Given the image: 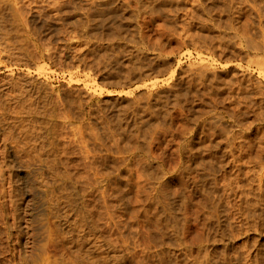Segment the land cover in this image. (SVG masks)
I'll return each mask as SVG.
<instances>
[{"label": "rangeland", "instance_id": "obj_1", "mask_svg": "<svg viewBox=\"0 0 264 264\" xmlns=\"http://www.w3.org/2000/svg\"><path fill=\"white\" fill-rule=\"evenodd\" d=\"M0 170V264H264V0H0Z\"/></svg>", "mask_w": 264, "mask_h": 264}, {"label": "bare ground", "instance_id": "obj_2", "mask_svg": "<svg viewBox=\"0 0 264 264\" xmlns=\"http://www.w3.org/2000/svg\"><path fill=\"white\" fill-rule=\"evenodd\" d=\"M53 1V0H52ZM217 1V0H216ZM198 2V1H197ZM210 2V1H209ZM246 3V2H245ZM227 4V3H226ZM56 5V4H55ZM161 5V4H160ZM241 5V4H240ZM244 7V6H243ZM28 8V7H27ZM53 8V7H52ZM57 8V7H56ZM18 9V8H17ZM16 9V11H18ZM22 9V8H21ZM151 9V8H150ZM208 9V8H207ZM257 9V8H256ZM165 10V9H164ZM151 11V10H150ZM166 11V10H165ZM253 11V10H252ZM19 12V11H18ZM117 13V12H116ZM207 13V12H206ZM19 15H21V14H19ZM53 15V14H52ZM14 16H16V15H14ZM13 16V17H14ZM59 16V15H58ZM174 16V15H173ZM256 16V15H255ZM12 17V16H11ZM17 17H18V14H17ZM249 17V16H248ZM21 18H22V16H21ZM24 18V17H23ZM228 20V19H227ZM2 22V21H1ZM24 22H25V20H24ZM22 24V23H21ZM74 25V24H73ZM27 26V25H26ZM86 26V25H85ZM104 27V26H103ZM227 27V26H226ZM76 29H78V28H76ZM97 29V28H96ZM235 30V29H234ZM92 31V30H91ZM95 31V30H94ZM118 32V31H117ZM4 33V32H3ZM164 33V32H163ZM187 33V32H186ZM240 33V32H239ZM244 33V32H243ZM92 34V33H91ZM173 34V33H172ZM7 36V35H6ZM88 36V35H87ZM187 36V35H186ZM221 36V35H220ZM44 37V36H43ZM51 37V36H50ZM81 38V37H80ZM95 38V37H94ZM167 38V37H166ZM247 38H248V35H247ZM261 40V39H260ZM200 41V40H199ZM210 41V40H209ZM248 41V40H247ZM85 43V42H84ZM239 43V42H238ZM6 44V43H5ZM178 44V43H177ZM84 45V44H83ZM144 45V44H143ZM201 45V44H200ZM245 45H246V43H245ZM259 45V44H258ZM178 46V45H177ZM250 46V45H249ZM262 46V45H261ZM44 47V46H43ZM58 47V46H57ZM201 47V46H200ZM226 47V46H225ZM1 48H3V47H1ZM251 48V47H250ZM5 49V48H4ZM238 49V48H237ZM47 50V49H46ZM257 50V49H256ZM64 51V50H63ZM160 51V50H159ZM263 51V50H262ZM165 53V52H164ZM31 54V53H30ZM32 55H33V53H32ZM167 55V54H166ZM25 57V56H24ZM255 57H257V55L255 56ZM260 57V56H259ZM49 58V57H48ZM10 59V58H9ZM262 59V58H261ZM213 61V60H212ZM53 62V61H52ZM249 62V61H248ZM61 63V62H60ZM17 64H18V62H17ZM261 64V63H260ZM257 65V64H256ZM2 66V65H1ZM5 67V66H4ZM259 67H261V66H259ZM202 68V67H201ZM192 73V72H191ZM203 73V72H202ZM201 80V79H200ZM210 85V84H209ZM152 86V85H151ZM240 86V85H239ZM20 88V87H19ZM18 88V89H19ZM17 89V90H18ZM21 91V90H20ZM241 91V90H240ZM252 91V90H251ZM13 92V91H12ZM16 92V91H15ZM6 94V93H5ZM8 94V93H7ZM20 94V93H19ZM18 94V95H19ZM229 95V94H228ZM257 95V94H256ZM9 96V95H8ZM16 96V95H15ZM230 96V95H229ZM220 99V98H219ZM236 100V99H235ZM12 101V100H11ZM228 102V101H227ZM236 102V101H235ZM234 102V103H235ZM233 103V104H234ZM245 103V102H244ZM250 105V104H249ZM263 108V107H262ZM210 113V112H209ZM231 114V113H230ZM234 115V114H233ZM217 116V115H216ZM239 117V116H238ZM210 119V118H209ZM237 119V118H236ZM263 120V119H262ZM207 121V120H206ZM236 138V137H235ZM230 139V138H229ZM214 145V144H213ZM241 146V145H240ZM4 148H5V146H4ZM230 152V151H229ZM228 152V153H229ZM193 155V154H192ZM9 158V157H8ZM7 159V158H6ZM8 161V160H7ZM11 164H12V162H11ZM256 164V163H255ZM260 168H262V167H260ZM2 170V169H1ZM0 170V172H2ZM1 186V185H0ZM12 189V188H11ZM11 191V190H10ZM3 192V191H2ZM12 195V194H11ZM21 195V194H20ZM4 197V196H3ZM19 198V197H18ZM1 201V200H0ZM15 201V200H14ZM16 202V201H15ZM5 203V202H4ZM15 206V205H14ZM13 214V213H12ZM23 214H24V212H23ZM2 215V214H1ZM13 216V215H12ZM9 217V216H8ZM3 219V218H2ZM3 221H5V220H3ZM14 221V220H13ZM27 227V226H26ZM26 233V232H25ZM2 235V234H1ZM5 235V234H4ZM5 239V238H4ZM3 241V240H2ZM12 245V244H11ZM23 246V245H22ZM21 258V257H20ZM25 258V257H24ZM13 259V258H12ZM18 259V258H17ZM29 261V260H28ZM31 261V260H30ZM18 263V262H17ZM24 264V263H23Z\"/></svg>", "mask_w": 264, "mask_h": 264}]
</instances>
